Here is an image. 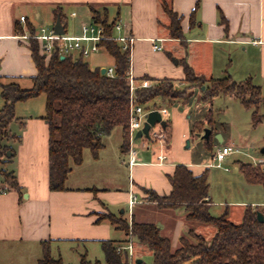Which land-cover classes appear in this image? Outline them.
I'll use <instances>...</instances> for the list:
<instances>
[{
	"label": "crops",
	"instance_id": "crops-1",
	"mask_svg": "<svg viewBox=\"0 0 264 264\" xmlns=\"http://www.w3.org/2000/svg\"><path fill=\"white\" fill-rule=\"evenodd\" d=\"M93 10L109 24L120 25L119 37L135 39L131 74L146 88L165 80L183 87L186 84L184 63L197 75L208 79L230 77L235 82L251 79L256 86L263 88L264 0H0V82L11 84L19 77L29 81L15 82L22 89L33 87L32 78L36 76L37 68L29 43L19 39L18 35L32 34L30 26L36 30L35 34L42 28L54 30L60 19L66 35L80 36L83 24L87 21L96 23ZM171 12L180 21L181 38L172 35ZM21 17L26 18L25 22ZM113 40L117 42L115 38ZM117 43L122 47L120 42ZM155 46L161 50L155 52ZM79 56V53L72 55L74 59ZM114 67L115 62L108 69ZM96 69L101 66L96 64L92 70ZM43 96L15 105L16 120L10 124L7 139H13L17 146L4 145L10 148L12 157L7 156V161L3 159L0 167V183L9 187V192L0 198V264L3 263L2 257L14 248L27 253L29 258L32 256L30 260L40 264L46 244L52 257L58 255L55 259L60 258L63 262L61 249H75L80 264L83 256L89 259L91 250H95V246L102 247L105 241H112L119 249L127 251L131 264L142 260V255L136 253L132 236H127L109 220H101L104 215H114L129 224L135 221L158 225L162 235L171 240L172 249L180 248L181 238L189 232L192 224L187 220V209H162L149 201L147 191L160 197L170 196L173 191L170 177L178 166H186L196 177L209 170L202 164L175 163L174 148L172 150L170 146L171 132L178 130L181 117L173 116L174 123H171L168 110L155 109L162 112L163 120L167 122L168 127L163 131L166 141L147 140L144 136L141 150L133 146L138 140L135 136L130 151L124 152L123 132L115 129L103 138L109 142L116 137L113 150L110 151L108 144L102 141L103 148L98 159H94L92 151L89 149L90 153H86V149L82 164L73 166L68 176L66 190L52 192L49 182L50 128ZM3 106L0 87V111ZM201 124L203 122L197 125ZM15 126L21 130H12ZM196 129L199 130L195 126ZM155 130L162 129L157 127ZM187 135L185 133V138ZM131 151L136 152L132 164ZM160 157H166V160ZM5 164L9 169L2 168ZM123 171L129 175L128 185L125 181L124 188L119 186ZM3 172L14 175L18 189L6 183ZM134 200L135 204H131ZM210 202L212 206L211 197ZM259 204L264 205V202ZM124 205H128V219L113 212L115 207ZM254 205L253 202L252 207ZM138 208L142 213L136 212ZM167 214L175 219L174 223L164 218ZM200 227L193 225L197 233ZM119 232L124 234L123 239H119L120 244L114 240ZM100 257L105 259L104 252Z\"/></svg>",
	"mask_w": 264,
	"mask_h": 264
},
{
	"label": "trees",
	"instance_id": "trees-1",
	"mask_svg": "<svg viewBox=\"0 0 264 264\" xmlns=\"http://www.w3.org/2000/svg\"><path fill=\"white\" fill-rule=\"evenodd\" d=\"M93 15L96 23L105 29L107 39L101 43V48L114 59V77L103 75L101 69L92 70L82 56L77 59L69 56L63 60L58 52H54L48 58L42 53L39 42L30 40L29 47L37 68V74L32 78L33 87L24 90L16 83L4 85L0 82L4 99L0 111V167L10 150L4 146V140L8 138L10 124L16 120L15 105L45 95L46 121L50 128L49 182L52 192L66 190L68 176L73 166L82 164L86 149H90L94 159H98L103 138L115 129L119 128L123 132V151L129 152L131 147L132 103L126 76L130 54L111 40L115 23L109 24L96 10H93ZM60 16L63 15L60 13ZM171 17L172 35L181 38L180 21L172 12ZM29 30L33 35L36 33L32 26ZM183 67L188 87L181 89L173 81L165 80L155 86L138 89L135 93L137 102L147 105L156 99H186L189 89L204 87V102H212L225 95L240 101L247 109L257 108L262 103V89L251 79L243 82H235L230 77L208 79L197 75L187 63ZM263 119L264 116H259L257 111L254 113L255 124ZM196 127L200 129V125ZM211 137L212 132L208 140ZM240 170L248 183L264 187V164H241ZM208 172L206 170L196 177L186 166H178L170 177L173 187L170 196L160 197L152 191L147 193L150 195L149 201L157 203L162 209L185 207L189 223L213 227L215 234L211 243H208L205 235L191 228L188 237L195 242L183 236L180 248L174 251L171 240L162 235L158 225L135 221L129 224L114 215H104L101 220H109L127 236L148 245L153 251V264H264V222L258 219V213L264 215V209L246 208L242 224L231 222L227 213L221 217L212 216ZM3 175L7 184L14 189L19 188L12 173L3 172ZM102 249L105 263L92 262L83 256L80 264H131L128 252H119L114 242H103ZM40 264H63V261L53 258L46 244ZM141 264L146 263L143 261Z\"/></svg>",
	"mask_w": 264,
	"mask_h": 264
},
{
	"label": "rangeland",
	"instance_id": "rangeland-1",
	"mask_svg": "<svg viewBox=\"0 0 264 264\" xmlns=\"http://www.w3.org/2000/svg\"><path fill=\"white\" fill-rule=\"evenodd\" d=\"M87 23H89V21H87ZM117 33H119V31L114 29L113 37L115 39L120 38ZM84 60L89 64L91 69H95L96 64H98L101 66V69L107 70L109 67L113 66L114 63V59L104 50L93 53ZM26 81L29 82L28 80L17 77L11 82L23 83ZM176 87L183 89L188 86L185 84L183 87H180V85L177 84ZM188 94L186 99L176 101L156 99L144 105V107L146 109L164 108L168 110L171 114V118L168 120L171 123H174L173 116L179 115L181 117L177 123L178 130L175 133L171 132L170 146H172V150L174 148L173 154L175 156V163L206 165L209 168V195L212 198L210 213L214 217H221L228 213V219L231 222L242 224L244 211L246 208L252 207L253 202L256 203L253 208H258L259 210L264 209V205L259 204L264 202V187L262 185L248 183L240 170L241 164H251L254 166L264 164V119L258 124L254 122V113L256 111L259 116H264V85L262 88V103L257 108L253 109H247L240 101L236 99L233 100L231 96L225 95L215 98L212 102H204L202 100L203 88L200 89L199 87L189 89ZM43 97L47 102L46 96ZM200 122H203V124L200 125L199 130L196 129L195 131V126ZM14 129H18L16 132L21 130L16 126L12 130ZM206 131L212 132L211 140L207 141L203 139ZM185 133H188L186 138ZM174 141L176 144H173ZM103 142L108 144L107 146L111 151L116 143V137L114 136L111 138L109 142L107 138H105ZM133 143L136 150H141L144 139L135 140ZM4 145L13 148L17 146L13 139H5ZM226 146L232 147L235 152L228 156L223 163H219L216 159V155L219 150H222V148ZM151 148L154 147L151 146ZM86 151V153H90L89 149ZM7 156L6 154L4 158L5 161L8 159ZM2 168L7 170L9 166L5 164ZM128 178L129 175L127 171H123L119 186L124 188L125 181L126 185H128ZM1 180L0 177V181ZM122 210H125L124 215L122 214ZM113 212L118 216H124L126 219L129 217L128 205L115 207ZM136 212L142 213V210L138 208ZM164 218L173 223L175 222V219L172 218L171 215ZM193 225L195 224H190L188 231H190L191 228L193 229ZM199 234L205 235L208 243H211L215 234V229L211 226L201 225ZM116 236L114 240H117L120 244L121 241L119 239H123V232H119ZM185 236L190 241L195 242L188 237V233ZM131 240L136 248V253L142 255V260L146 264H153L154 256L152 249L148 245L138 242L135 237H132ZM127 241H129V238ZM121 244L124 243L122 242ZM95 248V250H91L89 259L101 260L104 263L105 259L100 257L101 252L103 254L101 245L95 246ZM80 251H82V249ZM6 252L7 251H4V253ZM61 253L64 259L63 264H79L77 260L78 253L75 249L72 250L68 247H63ZM6 254L7 255H4L6 257H2L3 263L5 264H36V262L30 260L32 256L29 258L27 253H23L15 248L9 250ZM53 255L55 256V253H53ZM55 258H58V255H56Z\"/></svg>",
	"mask_w": 264,
	"mask_h": 264
},
{
	"label": "built area",
	"instance_id": "built-area-1",
	"mask_svg": "<svg viewBox=\"0 0 264 264\" xmlns=\"http://www.w3.org/2000/svg\"><path fill=\"white\" fill-rule=\"evenodd\" d=\"M75 16V14H73ZM26 18L21 17V21L25 22ZM116 30H121L120 25H116ZM105 29L102 25H99L95 22L85 23L81 28L80 36H68L64 35H56L53 29L42 28L39 30L37 34H20L18 38L28 42L30 40H36L39 42L41 46L42 53L46 54L48 58H51L54 52H58L62 57L72 56L74 53H79L83 59H87L91 54L97 53L101 49V43L105 41L107 38L104 35ZM114 38H111L113 40ZM117 42L122 44V50L128 51L129 56V71L126 73L127 81L130 86L131 91V123H130V131H131V145L139 131H142L145 123L147 122L148 115L155 111V109H146L144 105H141L137 102L135 98V93L138 89L143 88L144 86L138 84L131 74V54H132V45L134 44L135 39L129 37H120L115 39ZM161 48L158 46L154 47V51H160ZM106 74L110 77L115 76V68H110L106 70ZM162 113V112H161ZM160 127L161 131H156L155 129ZM163 127L158 124L156 127H153L150 131V139L158 140V142H165L166 136L164 134ZM234 149L232 147H224L222 150L216 155V159L219 163H223L228 156L234 153ZM132 164L136 159V152L131 151ZM163 161L166 160V157H160ZM220 166V164H219ZM9 192V187L5 184L0 183V198H2L6 193ZM131 204H135V200L131 201ZM124 249L120 248L118 251L122 252Z\"/></svg>",
	"mask_w": 264,
	"mask_h": 264
},
{
	"label": "water",
	"instance_id": "water-1",
	"mask_svg": "<svg viewBox=\"0 0 264 264\" xmlns=\"http://www.w3.org/2000/svg\"><path fill=\"white\" fill-rule=\"evenodd\" d=\"M54 31H55L56 35H64L65 34V29H64L60 19H58V21L54 27ZM62 59L64 60L65 57H62ZM102 74L103 75L106 74V69L102 70ZM158 124H160L163 127V129L167 128V122L163 120L162 113L160 111H153L148 115L147 122L145 123L143 130L139 131L137 133L136 139H141L144 136L146 137V139H150L151 129L153 127H156ZM210 134H211V131H206V134L203 136V139L208 140L210 137ZM7 155H8V157H12V153H10V152ZM258 219L260 222H264V215L262 213H258ZM137 263L141 264L142 260H139Z\"/></svg>",
	"mask_w": 264,
	"mask_h": 264
}]
</instances>
